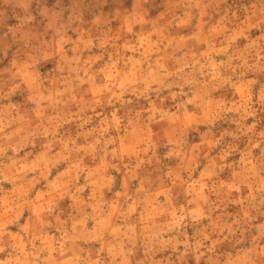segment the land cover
I'll use <instances>...</instances> for the list:
<instances>
[{
	"label": "clouds",
	"instance_id": "clouds-1",
	"mask_svg": "<svg viewBox=\"0 0 264 264\" xmlns=\"http://www.w3.org/2000/svg\"><path fill=\"white\" fill-rule=\"evenodd\" d=\"M0 264H264V0H0Z\"/></svg>",
	"mask_w": 264,
	"mask_h": 264
}]
</instances>
